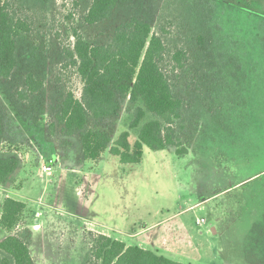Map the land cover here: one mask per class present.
<instances>
[{
	"label": "rangeland",
	"instance_id": "obj_1",
	"mask_svg": "<svg viewBox=\"0 0 264 264\" xmlns=\"http://www.w3.org/2000/svg\"><path fill=\"white\" fill-rule=\"evenodd\" d=\"M222 1L264 14V0ZM2 2L24 29L15 39L12 80L0 85V157L18 162L0 184V203L11 198L27 205L15 233L29 237L34 264H90L98 233L181 264H246L245 238L264 215L263 19L220 0H124L109 20L89 26V0ZM131 18L187 53L183 70L172 74L169 61L164 68L185 102L179 135L189 150L178 157L172 148L144 147L136 166L107 152L95 165L83 160L77 137H63L56 123L50 135L49 125L61 92L80 97L69 58L74 35L106 43ZM26 74L44 87L16 110L7 94L15 96ZM126 108L124 102L118 118L101 127L109 147L128 129ZM135 139L130 132L129 142ZM60 150H67L64 158ZM55 156L60 160L44 174L41 167ZM6 236L0 230V241Z\"/></svg>",
	"mask_w": 264,
	"mask_h": 264
},
{
	"label": "trees",
	"instance_id": "obj_2",
	"mask_svg": "<svg viewBox=\"0 0 264 264\" xmlns=\"http://www.w3.org/2000/svg\"><path fill=\"white\" fill-rule=\"evenodd\" d=\"M123 1L89 0L85 23L94 26L109 20ZM220 2L264 21L262 13ZM19 20L11 15L6 2L0 4V85L12 80L16 67L15 39L24 29ZM74 38L69 58L82 83L80 97L71 92L59 94L49 134L53 135L56 123L63 137L78 138L83 160L94 164L108 152L123 166L139 165L144 147L153 151L172 148L176 156H186L189 148L179 135L185 102L175 93L171 74L164 68L169 61L172 74L183 70L186 51L168 47L163 36L153 33L150 24L141 18H131L118 25L106 43H88L77 34ZM197 42L204 45L201 35L197 36ZM21 84L15 96L11 92L7 94L16 110L21 101H28L30 96L35 98L44 87V82L31 74H26ZM124 102L132 118L127 131L109 147L110 136L101 127L104 122L118 118ZM3 131L4 118L0 112V136ZM132 131H136V139L131 144ZM17 168L15 158L0 157V184ZM25 210L26 204L11 198H4L0 203V230L7 233L0 241V264H34L28 248L29 237L15 233ZM96 238L88 254L90 264H181L101 234ZM243 253L246 264H264V215L249 229Z\"/></svg>",
	"mask_w": 264,
	"mask_h": 264
},
{
	"label": "crops",
	"instance_id": "obj_3",
	"mask_svg": "<svg viewBox=\"0 0 264 264\" xmlns=\"http://www.w3.org/2000/svg\"><path fill=\"white\" fill-rule=\"evenodd\" d=\"M60 153H61V154H60ZM65 153H67V150H65L64 152H63L62 150H60V152H59V155H61V156L64 158V154H65ZM106 153H107V152H106ZM106 153H105V154H106ZM103 156H104V155H103ZM103 156H102V157H103ZM102 157H101V158H102ZM101 158H100V160H101ZM58 159L60 160V158H58V156H55V159H54V161L56 160V162H57V161H58ZM100 160H99V161H100ZM99 161H98V162H99ZM63 162H64V163H63V166H64V164L68 165L69 167L71 166V165H70V161H69V160H67V159H63ZM98 162H97L95 165H97V164H98ZM79 164H80V163H79ZM84 182H85V181H84ZM84 182L82 183V185H80V188H86V186H85V183H84ZM78 188H79V187H78ZM19 190H20V189H19ZM22 203H23V202H22ZM24 204H25V203H24ZM26 206H27V205H26ZM94 233H96V232H94ZM98 234H99V233H98ZM101 235H104V236H107V237H109V236H108V235H106V234H101ZM132 235H133V234H132Z\"/></svg>",
	"mask_w": 264,
	"mask_h": 264
},
{
	"label": "built area",
	"instance_id": "obj_4",
	"mask_svg": "<svg viewBox=\"0 0 264 264\" xmlns=\"http://www.w3.org/2000/svg\"><path fill=\"white\" fill-rule=\"evenodd\" d=\"M56 163V160L55 162H48L47 164H44L42 167H41V171L44 173V174H47L49 175L50 172L52 171V169L54 168V164ZM197 224L199 225L200 223L197 222Z\"/></svg>",
	"mask_w": 264,
	"mask_h": 264
}]
</instances>
